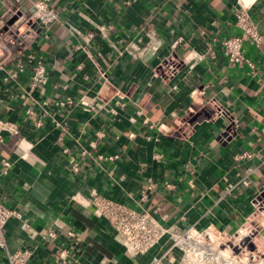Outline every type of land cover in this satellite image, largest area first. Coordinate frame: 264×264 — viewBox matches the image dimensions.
<instances>
[{"label":"crops","instance_id":"crops-1","mask_svg":"<svg viewBox=\"0 0 264 264\" xmlns=\"http://www.w3.org/2000/svg\"><path fill=\"white\" fill-rule=\"evenodd\" d=\"M55 4L60 19L40 46L51 106L27 118L22 100L5 94L1 103L22 125L0 140V197L24 214L6 225L10 248H31V264H147L81 199L99 193L135 206L150 180L158 187L147 207L166 225L233 233L254 221L264 200V38L244 42L256 72L232 65L223 40L241 33L244 4L264 36V0ZM170 57L180 60L173 75L161 66ZM65 95L97 106H52ZM65 147L80 160L77 172ZM5 159L12 166L3 172Z\"/></svg>","mask_w":264,"mask_h":264},{"label":"built area","instance_id":"built-area-1","mask_svg":"<svg viewBox=\"0 0 264 264\" xmlns=\"http://www.w3.org/2000/svg\"><path fill=\"white\" fill-rule=\"evenodd\" d=\"M59 19L60 11L55 0H0V140L7 135L21 133L22 126L20 122L5 116L1 108L5 94L23 101L27 118L44 115L51 106V100L43 96V87L48 84L50 75L40 46L43 39L50 38L52 27ZM236 24L241 33L223 40L225 56L232 65L247 64L256 72L254 61L246 55L244 42L249 39L252 44L260 46L264 36L254 22L248 5H240L237 9ZM179 64V59L170 57L161 66L167 74L173 75ZM16 89L15 94H12V90ZM211 102L215 103L214 100ZM52 103L57 109L84 106L92 110L97 106L89 104L84 97L75 98L71 95L56 98ZM37 124L41 125L42 120L39 119ZM55 124L59 126L61 122L56 120ZM230 130L229 126L222 137L228 138ZM92 146L95 147L94 142ZM63 150L70 155V167L77 172L80 160L68 147ZM87 154V149L81 152L82 157ZM117 157L97 155L100 160ZM2 163L3 172L12 166L10 160L5 159ZM157 187V183L150 180L135 206L99 193H93L91 198H82L81 202L95 216L111 224L128 253L132 256H149L147 264H217L222 260H225L224 264H239L241 261L248 264L246 258L244 261V258L238 259L236 255L230 257L227 246L231 245V237L241 240L243 234L251 232V224L244 229V233L241 232L243 226L233 233H227L213 225L202 229L196 226L177 229L173 225H166L147 207L150 194ZM256 201L258 209H264L263 198ZM23 217L22 211L8 207L0 197V251L5 253L6 264H31L34 257L31 248L12 249L7 240V223L12 218ZM47 235L52 239L57 233L49 230ZM68 235L74 237L75 232L69 230ZM59 255L65 257L63 250Z\"/></svg>","mask_w":264,"mask_h":264},{"label":"rangeland","instance_id":"rangeland-1","mask_svg":"<svg viewBox=\"0 0 264 264\" xmlns=\"http://www.w3.org/2000/svg\"><path fill=\"white\" fill-rule=\"evenodd\" d=\"M264 209L260 208L256 214L254 221L250 222L251 232H246L243 234L242 239L238 240L235 237H231V245L227 246V253L230 257L236 255V257L245 258L248 261V264H264ZM249 226L246 225L242 228V233L244 229H247ZM238 240V241H237ZM238 242V243H237ZM223 247H226L222 245ZM225 260L219 261L217 264H224ZM237 264V263H233ZM243 264V262H239Z\"/></svg>","mask_w":264,"mask_h":264},{"label":"bare ground","instance_id":"bare-ground-1","mask_svg":"<svg viewBox=\"0 0 264 264\" xmlns=\"http://www.w3.org/2000/svg\"><path fill=\"white\" fill-rule=\"evenodd\" d=\"M245 264V263H244Z\"/></svg>","mask_w":264,"mask_h":264}]
</instances>
